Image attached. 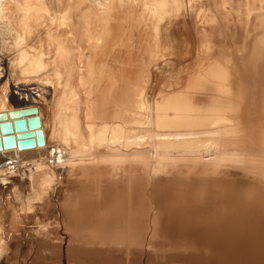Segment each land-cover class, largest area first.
<instances>
[{"label":"rangeland","instance_id":"rangeland-1","mask_svg":"<svg viewBox=\"0 0 264 264\" xmlns=\"http://www.w3.org/2000/svg\"><path fill=\"white\" fill-rule=\"evenodd\" d=\"M72 1L44 0L30 18L15 9L0 22V96L5 93L13 107L41 106L50 146L63 136L53 125L74 112L82 139H66L84 150L50 180L43 159L23 187L22 196L31 191L35 197L28 203L22 196L14 201L12 188L1 191L0 264H248L227 258L214 231L264 210V0H163L162 8L147 0L154 15L142 0H83L92 11L88 21L100 27L93 44H81V60L66 39L75 70L63 94L64 73L49 69L40 80L24 75L19 55L22 44L28 56L46 52L48 25L53 30L64 2ZM138 93L150 119L136 134L141 137L132 138L136 144L124 149L95 137L91 143L90 134L106 118L116 120L125 95ZM177 93L198 109V125L187 128L195 130L196 141L151 156L159 130L153 104ZM212 119L211 133H203ZM87 122H95L90 132Z\"/></svg>","mask_w":264,"mask_h":264},{"label":"bare ground","instance_id":"bare-ground-1","mask_svg":"<svg viewBox=\"0 0 264 264\" xmlns=\"http://www.w3.org/2000/svg\"><path fill=\"white\" fill-rule=\"evenodd\" d=\"M63 1L66 2L67 0H63ZM142 1H143L142 5H144V6H141V7H145V10L149 9L148 11L150 14H152V12L155 14L157 11L156 8H162V6L164 4L163 0H157L156 1L157 7L153 8L154 7L153 5H152V7H149V5H151V4L147 3V0H142ZM65 2H64V6H63V14L60 17L58 15V17H59L58 21H60V22L56 23V27L54 25L53 30L51 29V26H52L51 23L52 22L48 25V27L46 29L47 30L46 31L47 39L50 42V44L47 43V45H46V47H47L46 52H44L43 50H38V51H35L34 54H32L33 53L32 52L31 56H28L27 53L29 52V50L26 49V51H28V52H26L25 49H23V44L21 46L22 49L20 47L21 52L18 50V53L20 52L19 61H20V63H22V64H20L21 69L20 68L19 69L21 71H19V72H22V74L33 75L37 79H38V77L41 76L40 79H42V75H44L46 72H47L46 74H48L49 69L54 71L55 74L64 73L65 77H64V81H63V85H62L63 86V90H62L63 94L67 93L66 91H68V89H69L68 83L70 82V79L73 76V72L75 70L74 65H72V63H71L70 58L72 57L71 54H73V53L72 52L70 53V50L75 49V51H76L75 53H77V51H78L77 55H79V56H77V58L79 60H81V58H83L82 53H81V51H83V48H81V44H87V43H89V41L91 39H92L91 44H93V41H95L93 38L96 37V35H98V30H99L98 28L100 27L99 24L94 23L91 20L88 21V16L92 15V11L88 6H86V7L82 6L83 0H73L72 2H67V3H65ZM153 2L155 3L154 0H153ZM43 6H44V0H0V22L1 21L3 22L8 17H10V15L14 13L13 11L15 9H17V10L19 9L26 16L24 18H23V16H21V19L23 18V20H26L27 18H30L29 17L30 11L37 9L38 7L41 9V8H43ZM143 9L144 8H142V11H143ZM22 13H21V15H22ZM60 13H62V12H60ZM19 14H20V12H19ZM154 14H152V15H154ZM147 15L148 14L146 12V16ZM13 17H14V15H13ZM40 18L41 17L39 15L36 19H40ZM69 19H71V21H68ZM23 20L22 21L20 20L21 22H19V23L24 22ZM42 20H44V19H42ZM18 21H19V18H18ZM46 22H47V20H46ZM56 22H57V20H56ZM39 24H41V23H39ZM13 29L17 32V30H16L17 28H13ZM25 31L28 32L29 27H27ZM9 32H10V30H9ZM26 35H27V33H26ZM66 36H69V38H67ZM15 38H17V37H15ZM66 39L67 40L70 39V42L72 45L70 47H73V49H71L67 45L68 42L66 44V41H67ZM18 42H19V40H18ZM91 44H90V46L93 47V45H91ZM84 48H85V46H84ZM87 49L90 50L91 48H87ZM87 49H86V51H87ZM48 53H50V55H51L50 57L52 59L49 61H46L45 55ZM17 58L18 57H16V59ZM75 58H74V61H75ZM77 58H76V61H77ZM76 64H77V62H76ZM77 67H79V66H77ZM88 68H90V67H88ZM79 69H80V67H79ZM90 71H91V69H90ZM90 71H89V73H91ZM100 71L101 70H98V72L101 75L102 74L101 72L104 73L105 70L102 69V71L101 72ZM76 73L78 74L77 71H76ZM79 73H81V72H79ZM82 74H83V72H82ZM82 74H79L80 78H81ZM88 77H89V75H88ZM113 77H114V75H113ZM125 77H127V76H125ZM82 78L80 80L84 81V78L83 79ZM40 79H38V80H40ZM106 79H108V78H106ZM110 79H112V78H110ZM125 79H127V78H125ZM125 79L123 82L128 83V80H125ZM113 80L116 81V78H114ZM42 81L44 82V80H42ZM74 81H75V79L73 80V82ZM110 81H112V80H110ZM50 82L51 81H49V84H50ZM73 82H72V84H73ZM84 82H82V83H84ZM77 84H78V82H77ZM111 85H112V82H111ZM51 86H52V84H51ZM121 86H120V88L122 89L124 86H122V87ZM72 87H74V86H72ZM130 87L131 86L128 85V88H130ZM110 88H111V86H110ZM112 88H113V85H112ZM117 89H118V87H117ZM124 89L128 90V92H129V89H126V87H124ZM124 89H123V91H124ZM142 89H144V88H142ZM110 90L112 92V89H110ZM137 90H139V88ZM140 90H141V87H140ZM53 91H55V90H53ZM117 91H119V90H117ZM120 91H122V90H120ZM122 92H120V94ZM75 93H76V91H75ZM107 94H108V92H107ZM117 94L119 95V93H117ZM128 94H126V95L124 94L126 97L125 99L122 97V100L124 99V101L121 100L122 101L121 103L119 101V103L122 104V108L120 111H118L120 108L118 109V107H117L118 110H116L115 115L112 117L116 120L112 122L113 119L110 118L111 123H109L110 122L109 118H106V119H108L109 122L108 121H107V123L104 122V124L102 122V126L95 133L96 136H94L95 134L94 135H92V133L90 134L89 139H90V142L92 139L91 143L95 142L93 140L96 138L99 142L106 140V141H108L107 142L108 144H115L116 143V144L120 145L119 148L124 147V149L125 148L127 149L131 144H136V143H134L135 140L133 142L132 138H138L139 139L141 136H139V135L137 136L136 134L141 133V132H145V127H147L146 125L149 123L150 118H148V115L146 114V109H147L146 103H148V102L143 100V97H142L143 93L136 94L137 95L136 97H131ZM76 95L77 94H75V96ZM124 95H121V96H124ZM73 98H74V96H73ZM118 98H120V95ZM81 100H83V99H81ZM111 101H114V99ZM108 102L109 101H107L106 103H108ZM117 104H118V102L116 103L115 106H118ZM153 105H154L153 109L156 113V118L154 120L153 125H154V127H156V129L158 128L159 130H157V132H155L153 134V136H155L156 141H154L155 144H153L154 146L152 147V151L150 153L151 156H155L157 153V150L159 148H161V149L163 148V151H164V148H167V147H175V148L185 147L186 148L191 143L196 141L197 133L195 132V130L187 129V128L195 127L196 125H198L197 120L199 118H196L197 115L195 116V112H193V111H198V109L196 108L195 104H193L188 98L183 97L181 94L177 93V94L168 95V96L162 98L161 101L155 102V104H153ZM75 107L74 106H66L64 108V110L74 111ZM93 108H92V110H93ZM21 110L27 111L28 114H25L23 116H19L21 114L20 113ZM150 111H151V109H150ZM2 112H4L6 114V117H5L6 119L0 120V193L2 190L12 188L13 193L15 191V198H13V199H14V201H15V199L17 201V198L21 199V196L23 195L22 190H23L24 185L26 183H27L26 186L30 185V179H32L31 174L33 173L34 170L39 169L40 164H42L41 162L44 159V156L47 154L48 147H50V145H48V143H47L48 142L47 141L48 132H46L48 130V128L46 130V125H47L46 121L47 120H46L44 110L41 106L29 105V104H25L24 106H21V107L10 106L8 104V99H7V96L5 93H3L2 96H0V113H2ZM111 112H113V111H111ZM66 113H65V115H63V117L58 119V121H57L58 123H55L53 125V128L56 124L60 125V127L62 128L61 132L63 135L62 137H59L60 140L56 144H54L53 146L55 147V149L62 151L65 154L64 162H70L69 160H71L74 157L77 158L78 155H81L84 150L82 149L81 142H79L80 144L75 143V145L70 146L71 144L67 140L68 138L70 140L71 136L76 137V139H82V137L79 133V124L77 121V116L75 115L74 112H70L69 114H66ZM96 113L97 112H95V114ZM90 114L91 113H89V117H88V114L87 115L85 114V115H86V117L91 119L92 117ZM110 114L111 113H109V115ZM105 117H107V116H104V118ZM110 117H111V115H110ZM29 118H30V120L28 121L27 119H29ZM20 119H23L24 122L19 123ZM85 121H87V120H85ZM4 122H7V124L6 123L4 124ZM216 122H217V120H214V119L209 121L206 124V126L202 132L203 133H211L212 127L210 125L213 126L216 124ZM94 123H92V124L94 125ZM92 124H90V122L89 123L87 122V124H86V128L89 132L91 131V129L93 130ZM9 125L12 129L11 133L7 132L8 128H10ZM149 125H148V127H149ZM83 126H84V124H83ZM95 127L96 126L94 125V128ZM86 128H84V129H86ZM80 129H82V128H80ZM151 129H153V128L151 127ZM161 129H167V130H161ZM21 133L23 134L22 136H21ZM24 133H27V134L25 135ZM81 134H82V132H81ZM66 136H70V137H68L66 139ZM121 139H123V140H121ZM153 139H154V137H153ZM98 141H97V143H98ZM86 142H87V140H86ZM145 142H147V141H145ZM139 145H138V147L141 148V146H139ZM106 146H108V145H106ZM114 148L116 151V148H118L117 145ZM114 148L112 150H114ZM106 149H104V150H106ZM133 149H132V151H133ZM138 150H141V149H138ZM167 150L170 151L172 149L167 148ZM146 151H148V149ZM125 152H127V151H125ZM139 152H141V151H139ZM142 153H144V152H142ZM135 154H136V152H135ZM11 163H16L18 165V167H19L18 172L14 171L10 174H6L7 173L6 172V169H7L6 166L11 164ZM61 165L62 164H60L59 166L53 167V168H49L46 172H44L45 179L49 178V180H50V177L57 175L58 167H61ZM42 168H43V166H42ZM42 168H40V169H42ZM46 182H49V181L47 180ZM261 194L263 195V193H261ZM2 195L0 194V197ZM34 198L35 197H34L33 193H31V191H30V193L28 192L27 194H25V196H22L23 201L25 200L27 203L32 201ZM262 199H263V197H262ZM28 205L30 207V204H28ZM254 218H256V219L254 220ZM237 222L239 223L237 227H230V226H226V225L224 227L219 226L218 229H216L217 231H214L216 237H218L220 239V241L218 240L219 241L218 246L222 247L224 245V247H223L225 249L224 252L227 253L226 257L228 256V257H230V259L231 258H237L238 260L240 259L243 261H248V264H250V263L251 264L252 263L253 264H264V210H262V211L257 210V213H255L254 216H252V217H247V218L244 217L243 218V216H242V218H239L237 220ZM245 263H247V262H245Z\"/></svg>","mask_w":264,"mask_h":264},{"label":"built area","instance_id":"built-area-1","mask_svg":"<svg viewBox=\"0 0 264 264\" xmlns=\"http://www.w3.org/2000/svg\"><path fill=\"white\" fill-rule=\"evenodd\" d=\"M64 160H65V154L62 151L55 149L53 145L48 147L47 154L44 156V161L46 166L53 168L62 164ZM6 167H7L6 174H10L14 171H17L19 168L16 163H11Z\"/></svg>","mask_w":264,"mask_h":264},{"label":"water","instance_id":"water-1","mask_svg":"<svg viewBox=\"0 0 264 264\" xmlns=\"http://www.w3.org/2000/svg\"><path fill=\"white\" fill-rule=\"evenodd\" d=\"M20 113H21V114H20L19 116H23V115H25V114H28V112L25 111V110H21ZM5 117H6V114H5L4 112L0 113V120H2V119H6ZM27 120L29 121L30 118L27 119ZM21 122H24V120H23V119H20L19 123H21ZM5 123L7 124V122H4V124H5ZM9 124H10V123H9ZM9 127H10V125H9ZM7 132H9V133L12 132L11 127L8 128ZM24 134L26 135L27 133H24ZM22 135H23V134L21 133V136H22Z\"/></svg>","mask_w":264,"mask_h":264}]
</instances>
